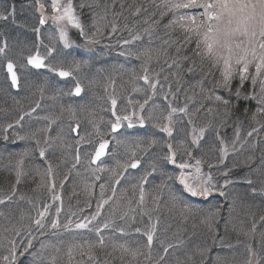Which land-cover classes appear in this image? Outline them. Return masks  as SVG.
<instances>
[{"label":"trees","instance_id":"1","mask_svg":"<svg viewBox=\"0 0 264 264\" xmlns=\"http://www.w3.org/2000/svg\"><path fill=\"white\" fill-rule=\"evenodd\" d=\"M17 1L13 0L16 16L15 27L17 29H11L9 27V30L6 32L7 42H12L16 48L22 47L23 43L27 40L26 33L33 29V23H37V15L34 16L32 9L21 10L23 4ZM74 3L85 4L82 10L78 9L84 25L85 34L89 37L100 36V39L104 40L102 43H105V45L106 41H109L107 45L108 47H112V49L111 52L108 51V54L113 56L111 54L112 52L116 51L118 54L124 52L133 61V66L129 71L116 72L117 75H112L105 68L103 71L97 72L96 67L100 65L99 62L84 61L83 63L88 70L84 80L86 84L89 83L88 85H84L86 94H88L91 87L99 90V92L97 91V93L90 95L91 99H88L87 102H85L86 98L81 100V105H77L78 107L70 105L69 107L64 103L63 93H59L57 85L55 86L56 83L44 80L42 73H32L29 79H26V83L21 81L20 90L17 93L11 89L8 83H3L4 88H0V199H5L7 195L11 194L12 186L15 183L17 161L20 159V154L24 152L28 153L27 156L23 157V170L27 175L23 177L21 184L17 186L18 190L16 195L12 196V200H6L5 204H0V257L9 255L10 245L8 241L16 240V264H50L53 256L56 257L57 264H77L82 259L84 260V264H89L86 257L80 256V249L75 246L85 245L84 250L86 251V245L88 243H94L97 240V233L91 229L97 225L102 227L103 221L108 218L110 205H104L101 216L90 224V230L77 231L74 227L78 222L90 220L91 216L95 214L96 206L99 202V185L108 184L110 173L104 172L99 180L88 178L87 170L84 168L86 161L82 158H80L82 159L80 164H76L75 168L72 167L75 163L74 157L78 144L77 140L68 133L70 129H68L67 124L72 119L68 109H76L77 119H72V124L75 125L79 122L80 135L84 137V140H82L83 143L86 141H93L94 143L97 140L100 141L101 137L98 135L96 128L91 123H88L86 112L81 111L82 108L95 112L98 118H103L102 120H98V126L100 132L104 133L103 138L108 139L107 130L109 129V121H112L113 115L106 105L108 103L107 97H110L106 93L107 89L117 99L118 109L116 113L118 115L129 114L132 111H130L131 107L133 109L138 108L134 103L129 104V100L133 102L140 101L142 103L150 95L146 85L139 78L143 75V60L137 59L134 55H129V53L139 52L144 47L149 46L152 48H164L167 49V59L171 63V59L177 56L176 47L179 44H183L182 34L179 29L172 31L165 28L164 25L168 23L171 16L167 15L161 20L160 12L163 10V6L156 4L157 2H154V0H109L108 2L105 0H74ZM157 5H161V7H157ZM138 8L140 9L139 15H143L142 20L137 14L136 10ZM5 14L7 13L5 12ZM144 14H148L149 17H146L147 15ZM107 15H110L117 21L116 27L120 30H116L113 33V38H109V40L107 39L109 34H106L108 29L105 27L106 23L104 21L105 19H103ZM94 19L103 29L102 34H94L95 29L92 27ZM157 20L160 23L154 24L153 22ZM140 21H143V23ZM106 22L110 23L111 21L107 20ZM141 25L146 26L148 29L151 28V31L154 30L135 46H127L124 43L122 45L125 36L121 34L126 30H133ZM111 40L115 41L114 45L111 44ZM165 40L169 41L171 47L164 44ZM173 41H176V43H172ZM185 48L187 51H182L181 55H192L194 44L191 46L185 45ZM164 59L165 57H162L159 63L153 62L148 66L150 78H155L156 73L160 74V85L157 86L156 96H154L153 100H149L148 105L145 106V114L151 110L157 116L166 115L167 105L169 103L177 108H179L180 103L187 105L189 112H194L199 108V112L193 117L197 128L207 124H211V127L205 133L199 148H193L192 155L197 158H202L205 161L203 165L210 170L218 186L222 185L226 179V177L221 175L226 168L231 169L227 178H230L233 183L224 189L226 192V196L224 197L215 193L218 197L211 198L207 202L197 203V201H191V198L182 192V188L175 182L174 178L172 180L168 179V175L175 177V172L169 168V162L163 159L167 153V148L162 146L165 141L173 143L174 149H178L180 141H183L186 145H191V126L187 124L186 117L183 115L174 117L177 123L172 137H168L166 133L153 127L151 122L146 121V128L144 129L146 130L148 127L152 131H157L159 134L157 140L161 144L150 149L149 151L151 153L148 152L146 155L137 152L141 164H144L146 167L144 170H141L139 179L124 177L120 185L116 187L115 185L112 186L116 188V199L120 197L124 190H127L128 197L134 199L133 207H135V201L138 200V189L134 190L132 186H139L141 177L145 172L150 171L149 165L155 163L157 171L152 172L151 175L146 177L147 183L143 184V188L146 193V206L149 209L153 208L151 197L156 194L162 196L160 201L161 206L159 210L150 213L151 220H149L148 216L143 215L140 209H137L134 213H130V217L135 216L134 221L130 217L121 220L119 215H117L114 227L104 230L102 233L106 237V242L110 240L112 243H127L131 247H140L141 250L146 251V236L143 233L158 219L159 224L152 245L153 259L152 261H145L141 257L140 264H154L158 258V254H163V246H167L168 244H172L173 247L169 248L168 255L160 264H201V260L204 261V264H214L217 255L226 257L229 264H235L234 262L237 264H245L246 259H248L247 249V254H244L242 259L236 260L232 259V256L227 254V251L233 249L237 251L240 247L247 248L249 243L257 253V258L264 257V249L261 248L259 236V233L264 231V222L259 220V217L264 215V197L253 195L250 191L251 186L246 182L248 178H251L257 189H259L261 176L255 170L258 168L264 170V127H260V124L256 122L260 121L264 123V115L256 114V109L259 105L253 99L236 100L234 96H231L223 89H216V94L226 99H231L232 104L230 106V112L227 115L223 112V106L219 105L214 99L203 98L199 94L198 87L195 89L197 93L195 99H189L192 91H187L186 94L185 90L189 84H194L200 79L198 73L186 75L185 80L187 83L178 92L176 91L175 83L172 82V92L175 93V99H173L167 86L171 81V77H169V81L164 80V76L168 75L172 69H169L164 64ZM196 59L198 60V58ZM103 66L105 65L103 64ZM185 66H187L186 62ZM161 68L164 71H161ZM92 78L93 82L90 80ZM212 80L213 78L209 77L204 82V86L211 88ZM113 83L115 91H113ZM133 85L143 89V91L134 92L132 90ZM237 87L239 85L234 80L233 92ZM251 91L252 86L245 82L241 92L250 93ZM164 95H168V101L163 99ZM37 104H39V107H36ZM32 108H36V110L32 112ZM209 108H212L214 111L209 113L207 111ZM25 111L31 113V119H25L20 122V125L16 126V120ZM254 114L256 115V120L252 119ZM52 119H55L56 123L52 124ZM9 123L13 124L14 127L7 128ZM49 126L52 129L50 135L55 136L59 133L63 139L61 141L66 143L63 145L64 147L62 146L59 150L57 149L56 152H52L50 156L46 157L48 159L46 162L47 164L51 163L53 172L59 173L60 177L63 176L61 180L67 175L65 184L61 188L64 199L63 211L59 216L61 224L56 230L51 228L50 221L46 225L44 224V228H40L34 223V220L39 218V213L45 207L49 190L47 187H38L41 183V174L45 173L47 164L44 163L42 158L40 159L37 154V149L31 145H36V140L39 139L41 141L40 145L46 147L43 141L47 134L42 129ZM16 127L19 128L16 129ZM254 128L258 129V131H254L252 136H248L247 133ZM237 129L239 130L240 140L236 143V149L231 151L225 162L221 164V143L217 138V133L228 144L229 148H232V141L235 139ZM139 130L132 132L133 137L136 136ZM33 134H35V137H33ZM140 134L133 138V140L137 139ZM18 135L24 136L25 139H18ZM5 136H7V139H5ZM61 141L59 140L55 143L60 144ZM134 144L131 143L128 147H134ZM241 144H243V147H240ZM51 149L55 151V145ZM92 151L93 148L89 154H92ZM88 152L89 150H87ZM84 154L82 152L80 153V155ZM249 157H251L250 160ZM186 158L188 156L182 150H177V160L181 162L185 161ZM62 164L66 165V167L57 171V167ZM209 164L214 165V167L209 168ZM69 170L71 171L69 172ZM45 182L47 183V181ZM85 183L95 185L91 196L85 194L83 191ZM162 183L166 184L167 187L163 189L159 188V185ZM169 190L181 196L185 202L198 206L199 211L194 218L189 217L187 222H185L181 216L180 208H177L171 213L167 211L165 205L169 200ZM108 195H110V192H106V198ZM21 196L24 198L20 199ZM121 203H124V201H121ZM217 206L220 208V215L215 222L218 237L217 242L213 244L207 229L203 225H200L199 221L201 218L206 217L209 212L214 211ZM49 214L54 215V210ZM229 219L238 227L242 225L246 230L251 227L255 220L257 223L256 236L251 240L242 235L238 236L236 232L232 231V224L228 225L226 232L225 224ZM68 221H71V224L68 228H65L64 225ZM194 223L197 225L196 227H193ZM118 227L125 228L126 234L122 235L116 231L115 228ZM136 228H140L141 232L137 233L135 231ZM16 230H19V235L16 234ZM221 237L223 238V244L219 242ZM164 239L166 241H163ZM28 240H31L32 247L27 252H23ZM161 242H163V245ZM164 242L166 243L164 244ZM42 244L48 245L49 247L42 249ZM229 244L232 245L231 248L227 247ZM52 246L59 248L60 251L57 253ZM206 247L211 250L202 257L200 250ZM69 248H73L74 259L71 262H69L67 256ZM107 250L110 251L111 249L108 248ZM178 250L183 251V253L175 255L174 253ZM97 254L101 260L106 258L104 251L100 249H97ZM107 259H109L110 264H120L118 260H112L110 257H107Z\"/></svg>","mask_w":264,"mask_h":264},{"label":"snow or ice","instance_id":"2","mask_svg":"<svg viewBox=\"0 0 264 264\" xmlns=\"http://www.w3.org/2000/svg\"><path fill=\"white\" fill-rule=\"evenodd\" d=\"M161 5L163 10L160 12V19L162 20L165 16L171 14V18L165 28L172 31H179L182 34L183 44H179L176 47L177 56L171 59V63L168 62L167 49L164 48H152L144 47L142 50L136 53H129V55H134L137 59H142L143 64V75L139 78L143 80L144 84L148 85L151 89L152 96H155L157 93V86L160 85L159 73H156L155 78H150L149 76V65L153 62L159 63L162 57H165L164 64L167 65L169 69H172L168 75L164 76L165 81H171L168 83V91L175 99V93L172 92V82L176 85V91H180L181 88L187 83L185 80L186 75L199 74L200 79L197 80L194 84H189L188 88L185 90L192 91V95L189 99L194 100L197 93L195 89L199 88V94L202 95L205 99H214L219 105L223 106V112L227 115L230 112V106L232 104L231 99H226L221 95L216 94V89H223L228 92L231 96H234L236 100L244 99H253L256 100L259 107L256 109V114L264 115V0H161ZM157 5V7H161ZM50 7L52 9V21L59 27V38L63 41L64 47H71V41L69 39L68 28H74L78 30L81 35L85 34L84 25L82 23L78 9H83L85 7L84 3L75 4L74 0H51ZM39 9L41 12V17L39 23L41 25L47 22V17H45V5L43 3L39 4ZM188 10V11H181ZM140 9H137V14H139ZM14 16V10L12 13L5 15L0 14V20L7 22L9 16ZM154 24H159L160 21H154ZM92 27L95 29L94 34H102L103 29L99 26L96 20H93ZM117 30L115 24H113L111 31L115 33ZM36 32H39V29H35ZM146 32H149V29H145ZM151 33L149 32V35ZM140 35H134L132 40H125V44L133 43L134 41L141 40ZM150 43V42H149ZM172 43H176L173 41ZM165 45L171 47V44L168 40L164 41ZM194 44L192 49V55H181V52H186L187 49L185 45L191 46ZM8 42L3 40L0 43V56L4 57V71L10 79L11 85L17 89L20 87V78L18 76V65L13 62L12 59L7 57ZM56 52L55 48L48 50V55L52 56ZM195 57V58H194ZM198 58V60L196 59ZM185 62L187 66H185ZM26 64L31 65L36 69L48 67L50 71L57 73L60 77H69L72 75L71 71L65 70L64 68L54 67L52 65L45 64V58L40 56L39 52L35 55H29L26 57ZM23 67V66H21ZM80 67L79 63L74 64V68L78 70ZM161 71H164L161 68ZM209 77H212V86L211 88H206L204 82L208 80ZM238 80L239 87L233 92V81ZM246 81H250L252 86V91L250 93H242L241 89ZM258 86V91H257ZM132 90L134 92L143 91V89L133 85ZM113 91H115L113 83ZM83 92V88L80 83L77 81L74 92L71 93L75 96H80ZM111 102L112 115L115 118L114 121H109L110 132L116 133L124 125L122 122L126 121V126L128 128H133L138 124L140 127H144L146 121L151 122L152 126L158 128L160 131L167 134L168 137L173 136L175 131V125L177 120L174 117L177 114H182L183 116L188 117L187 124L191 126V145H186L183 141L179 142L178 149H174L173 143L163 142L162 146L167 148V153L164 155L163 159L171 164L175 165L180 171L179 174L173 177L168 175V179L172 180L175 178L178 180L179 184L182 185V192L190 195L191 197H203L208 198L214 193L218 194L221 197L226 196V189L229 184L233 183L229 176L230 168H226L221 175L226 177L222 185H217L213 182V177L211 172L205 174L202 170V165L205 161L202 158H197L192 155L193 148H199L200 141L204 138L205 133L211 127V124L197 128L194 123L193 117L196 116V113L199 112L197 108L194 112H189L187 105L184 107H173L171 103L167 105V114L162 116H157L153 111H148L145 114V106L148 105L151 97H147L141 103L140 101L133 102L129 100V104H135L138 106V111L134 108L127 115H117L116 105L117 99L115 96L109 97ZM163 99L168 101V95H164ZM39 107V104L36 105ZM158 107V106H154ZM36 108H32L31 111L34 112ZM73 120L77 119V112L74 108L68 109ZM81 111L86 112V119L88 123H91L94 128H96L98 135L101 137L98 147L95 149L94 154L90 157L89 164H95L101 160V157L107 154V149L109 147L110 141L104 139V133L100 132L98 126V120H102V117H97V114L93 111H88L86 108H82ZM209 113H212L214 110L209 108L207 110ZM247 111V109H245ZM31 115L30 112L25 111L20 115L19 119L16 120L15 124L20 125V122L24 120L25 116ZM133 117H135V123L133 122ZM48 119V118H46ZM253 120H256V115L252 117ZM260 124V127H264V123L256 121ZM51 123H56L55 119L51 120ZM14 125L9 123L7 128H13ZM80 125L77 122L72 130L77 132ZM7 131V129H5ZM42 131L47 134L43 143L46 147H40L39 156L45 158L48 148L53 147L56 141L62 140V137L57 133L55 136L50 135L52 129L51 127H46ZM254 131L258 129H253L248 132V136H252ZM35 137V134H33ZM18 139H25L24 136H17ZM217 138L220 140L221 148L220 152L222 153L220 158V163L223 164L229 155V146L224 142L222 138L219 137L217 133ZM7 139V136H5ZM115 139V137H113ZM84 140V137H80L77 140V144L80 141ZM240 140L239 130L237 129L235 134V139L232 141V149H236V143ZM246 143V141H245ZM36 144L40 145L41 141L36 140ZM161 144L155 138L149 137L147 139L141 138L138 140L134 147H126V152L130 153L128 159L121 162L117 160L115 168L107 167H96L91 169L94 174V179L99 180L100 176L96 173L109 172L108 184L99 185V202L96 206L95 214L91 216L90 220L86 222H78L75 224L77 229H88L89 224L93 221H96L102 214L104 205H110L108 218L103 221L101 226H94L91 230L97 233V240L94 243H88L86 245H77L76 248L80 249V256L86 257L89 264H110L107 257L112 258V260H118L120 264H140V258L143 257L145 261H152V245L154 238L156 237L157 227L159 220L157 219L154 223L151 224L150 228L144 231L143 235L146 236V251L141 250L140 247H131L127 243H112L110 240L106 242V237L102 234L104 230L110 229L115 225V219L117 215L121 220H125L130 217V213L136 212L137 209H140L143 215L148 216L149 220L152 219L150 213L160 209V201L162 196L156 194L151 197L153 208L149 209L146 206V193L143 188V184L147 183L146 177L151 175L152 172L157 171V166L155 163L149 165L150 171L145 173L144 177H141L140 185H133V189H138V200L135 201V207H133L134 199L128 197L127 190H124L120 197L116 199V188L112 185H120L122 179H124V173L127 172L129 168L136 169L140 166V158L137 156V152H140L146 155L150 149ZM117 150L121 146H124V141L116 139ZM243 147V144L240 145ZM177 150H182L189 159L194 160V164H190L187 161L177 162ZM28 153L24 152L20 154V159L17 161V167L15 172V183L12 186L11 194L7 195L5 199H0V204H5L6 200L11 201L12 196L16 195L17 186L21 184L23 177L27 175L23 170V157L27 156ZM113 156H116L117 153H112ZM75 163L72 165L73 168L76 167V164L80 163L79 149H76L75 154ZM251 157H249V160ZM209 168L214 167V165L209 164ZM235 167V165H233ZM38 171V169H37ZM71 170H69L70 172ZM255 171L260 173V187H257L254 184V181L251 178L246 180L247 184L250 187V191L253 195H260L264 197V170L256 169ZM53 167L51 163L47 164L45 173L41 174V183L38 187H47L50 192L54 193L57 185L53 179L50 184L46 183L44 176H52ZM166 174V173H165ZM79 175V173H77ZM167 175V174H166ZM64 179H67L65 175ZM60 187L63 188V180L60 183ZM95 185L85 183L83 186V191L85 194L91 196L93 194V189ZM167 187L166 184L162 183L159 185V188L163 189ZM106 192H110V195L106 198ZM169 200L166 203V208L168 212H174L177 208H180L181 216L185 222L189 217H195L196 213L199 211L198 206L194 204L187 203L183 200L181 196L173 193L169 190ZM24 197L21 196L20 199ZM53 200H60V196L53 194ZM124 201V203H121ZM111 202V203H110ZM48 209L45 208L43 212L39 213V218L34 220L35 225L40 228L44 227L42 220L44 219ZM61 209L57 208V217L59 216ZM220 215V208L217 206L214 211L209 212V214L201 218L199 223L203 225L208 233L211 236L212 243L217 242L218 230L215 227V222L217 221ZM254 215V214H253ZM133 221L135 216L130 217ZM261 222H264V215L259 217ZM71 224V221H68L64 225L65 228H68ZM232 224V231L236 232L238 236L242 235L247 237L249 240L253 239L257 233V223L253 221L249 229H245L242 225L237 226L232 223L229 219L225 224V231L228 230V225ZM197 225L194 223L193 227ZM60 227L59 219H56L51 223V228L57 229ZM120 234H126L125 228L118 227L115 228ZM137 233L141 232L140 228H136ZM16 234L19 235V230H16ZM30 235V234H29ZM260 236V245L264 249V231L259 233ZM34 239V237H33ZM219 242L223 244V238L221 237ZM239 242V241H238ZM10 245L9 255L0 257V264H16L17 261V242L16 240H9ZM163 245V242H161ZM32 247L31 240H28L26 247H24L23 252H27L29 248ZM48 245H41V248H47ZM55 248V246H52ZM172 244L163 246V254H158V258L155 260L154 264H160L161 261L165 260V257L168 255L169 248H172ZM231 248L232 245H227ZM111 250L108 251L107 249ZM97 249L104 251L105 259L101 260L100 256L97 254ZM211 249L204 248L200 250V255L205 256ZM55 251L58 253L59 248H55ZM248 259H246L245 264H262L264 262V257L257 258V253L253 250L252 245L249 243L247 245ZM69 262L74 259L73 248H69L67 252ZM50 264H57V259L55 256L52 257ZM77 264H84V260H80ZM201 264H204V261L201 260ZM214 264H229L228 260L224 256L217 255Z\"/></svg>","mask_w":264,"mask_h":264},{"label":"rangeland","instance_id":"3","mask_svg":"<svg viewBox=\"0 0 264 264\" xmlns=\"http://www.w3.org/2000/svg\"><path fill=\"white\" fill-rule=\"evenodd\" d=\"M105 1L108 2L109 0H105ZM17 2H20L23 4L22 5L23 8L21 10H26L29 8V9H32L34 16L37 15V17H36L37 23H33V26H32L33 29H31L30 31H28L26 33V39L27 40L25 41V43H23L22 47L16 48L14 46V44H12V42H8V48L6 50L7 57L9 59H12L13 62L18 65V76L20 78V83H21V81H24L26 83L27 80L29 79V76H31L32 73L33 74L42 73L44 80L56 83L55 86L57 85V88L59 89V93H63L62 95H63L64 103H66L68 106L70 105V106L78 107L81 105V100L86 98L85 102H87L88 99H91L90 95L97 93V91L99 92V90H96L93 87H91L88 94H86V90L84 87V85L86 83H85L84 79L86 78L85 76H86V73L88 70H87L86 65H84V63H83L84 61L85 62L97 61L100 64L99 66L96 67L97 72L103 71L105 68L110 73H112V75H117L116 72L120 73L123 71H129L132 68L133 61L130 60L129 57L124 54V52L122 54H118V53H116V51L112 52L111 54H113V56H110V54H108L109 52H111V49H112V47H108V45H107V42H109V41H106V45H105V43H102V41H104V40L100 39V36L89 37V36H87V34L81 35V33L78 30L71 28V27L68 28V34H69V39L71 41V47H67V48L64 47L63 41L60 40V38H59V27L51 19V16L53 14L52 9L50 7L51 0H22V1L18 0ZM154 2H157L156 4H161V0H154ZM40 3H43L45 5L44 15H45V17H47V22L43 25H41L39 23V20L41 17V12L39 9ZM13 10H14V16L10 15L9 20L7 22L0 20V43H2L3 40H7L6 32H7V30H9V27H11V29H17L15 27V22H16L15 17L16 16H15V5L13 3V0H0V14H5V12H6L7 14H5V15H8V14L12 13ZM181 11H188V10H181ZM148 14H144V15H147L146 17H149ZM169 15L171 16V14H169ZM109 16L107 15V16L103 17V19H105L104 21L106 23V25L105 24L104 25L108 29V31L106 33V34H109V37L107 38L108 40H109V38H113V32L111 31L113 24H115V26L117 25L116 24L117 21L114 18H112L111 16H110L111 17L110 18ZM138 16L141 18V20L143 19V15L138 14ZM106 17H107V20L111 21L110 23L106 22L107 21ZM140 22L143 23V21H140ZM37 28L39 29V32L35 31V29H37ZM145 29H148V28L146 26L141 25L140 27H136L133 30H129V31L126 30L125 32H123L121 34L122 36H125L123 41H125V40L131 41L133 36L138 34L142 37V39L134 41L133 43L127 44V46L137 45V43L139 41H143V38L146 37V35H149V32H152L154 30L153 29L151 31L150 30L151 28H150L149 32H146ZM117 30H118V28H117ZM118 31H120V30H118ZM123 43L124 42H122V45H123ZM111 44L114 45L115 41L111 40ZM51 48H55L56 52L52 56H49L48 50ZM37 52H39L40 56L45 58V64L46 65L50 64V65L57 67V68L62 67L65 70L71 71L72 75L65 78V79H62L58 76L57 73L50 71L48 67H44L43 70H36V69L29 67L26 64V57L29 55H35ZM110 58H112V59H110ZM77 62L80 65L78 70H76L74 68V64ZM107 63H109V64H107ZM103 64L105 66L107 65V67L103 66ZM3 65H4V57L0 56V88H4L3 83H8L11 87V84L9 83V78L4 71ZM21 66H23V67H21ZM90 69H91V67H90ZM90 80L93 82V78ZM77 81L80 83V85L83 88V92L81 93L80 96H75V95L71 94L74 92ZM236 81H237V84L239 85L238 80H236ZM246 82L251 86L250 81H246ZM142 83H144L143 80H142ZM88 84L89 83H87L86 85H88ZM144 85H146V84H144ZM146 87L148 89V92L150 93L149 97H151V99H150V101H151V100H153L154 96H152V92H151V89L149 88V86L146 85ZM11 89L13 90L12 87H11ZM257 91H258V86H257ZM106 93H108V96H112L111 91L109 89H107ZM3 94H4V92H3ZM7 95H8V93H7ZM107 99H108V103L106 105H107L108 109L112 112L111 102H110L109 97H107ZM184 106L185 105H183L182 103H180V105H179V107H184ZM104 107H105V105H104ZM117 109H118V102L116 105V111H117ZM131 110H133L132 107H131L130 111ZM136 110L138 111V108H136ZM117 115H118V113H117ZM177 115H182V114H177ZM25 119H31V116L30 115L25 116L24 120ZM114 119L115 118L112 116V121H114ZM187 119H188V117H186V120ZM68 122L69 123L67 124V127H68V129H70V132L68 131V133H70V135H72L75 140L80 139L81 135H80L79 129H78V134H77V132H74L72 130V128L74 126L72 124V119ZM133 122L135 123V117H133ZM122 124L124 126L121 127L120 130L116 133L110 132V125H109V129L107 130V135L109 137L108 140H110V142H111V146L109 147L107 156L98 164L97 167L115 168L117 160L123 162V161L128 159V156L130 155V153L126 152V147H128V145H130L131 143L132 144L136 143L141 138H143V139H147L149 137H152L155 139L159 138V134L157 131L156 132L152 131V129H148V127L146 130L144 129V128H146V124L144 127H140L138 124H136V126L133 128H128L126 126V124H127L126 121L122 122ZM17 128H19V127H16V129ZM141 129H144V130H141ZM134 130H139V132L137 131L136 136L141 133L137 137V139H135V140H133V138H135L136 136L133 137V135H132V132H134ZM79 135H80V137H79ZM113 137H115V139H113ZM116 139L124 141V146H121L119 148V150H117ZM62 141H63V139H62ZM62 141L60 142V144H57V143L54 144L55 149H56L55 151L53 149H51L52 147L50 149H47L45 158H42V160L44 161L45 164H47V162H46V160H48L46 158L47 156H50V154L52 152L53 153L56 152L57 149L59 150V148H61L63 145L66 144ZM81 142L82 141H80V143ZM99 142H100L99 140L95 141L94 143H93V141L92 142L86 141L85 143L82 142L81 144L79 143L77 145L78 146L77 148L79 149V155L81 152L83 154L85 152L84 155H80V156H83L80 158H82L83 160L85 159V161H86L84 168H86L88 178H90V179H94V174L91 171V169L96 168V167L89 164V160H90V157L94 154L95 149L98 147ZM31 146H33L35 149H37V152H38L37 154L39 155V150H40V147H42V146L37 145V144L36 145L32 144ZM86 148H88V149H86ZM92 148H93L92 154H89L90 151L92 150ZM87 150H89L88 153H87ZM231 151H233V149L229 148V153ZM114 152L117 153L116 156L112 155V153H114ZM149 153H151V152L149 151ZM40 159H41V157H40ZM82 159H80V163L82 162L81 161ZM186 160L190 164L195 163L194 160H191L189 158H186L185 161ZM177 162H180V161L177 160ZM65 167H66V165L62 164V165L57 167V171H60V170L64 169ZM140 168H142V169H140ZM145 168L146 167L144 166V164H141V162H140V166L136 170L129 168L127 170V172L124 173L123 175L126 178L131 177V179H134V178L139 179L140 175H141V170H144ZM169 168L174 170L175 176L179 174L180 170L175 165L171 164L170 162H169ZM202 170L205 174L210 172V170H208V168L205 165H202ZM67 173H68V171H67ZM145 173H144V175H145ZM103 174H104V172L96 173V175H99V176H101ZM61 178H63V176L60 177L59 173H54V172H53L52 176H45L44 177V180L47 181L48 184H50L53 179L55 180L56 185L59 183L57 185L56 189L54 190V193L49 191L48 198H47V201H46L45 207H44V209L47 208L48 211H47L44 219L42 220V223L45 225L49 221L51 224L56 219L60 220L59 216L62 214L63 206H64V199L62 197L60 183L63 180V185L65 184V179L61 180ZM175 182H177V184H179L178 180H176V179H175ZM213 182L217 183V181L214 177H213ZM116 186H118V185H115V187ZM180 187L182 188V185H180ZM53 194L60 196L61 199L60 200H53L52 199ZM186 195L191 198V201H193V202L197 201V203L207 202L211 198L218 197L215 193L208 198L191 197L188 194H186ZM57 208L61 209L58 217L56 214ZM44 209H42V212L44 211ZM52 210H54V215L49 214ZM82 222H86V221H82ZM59 223H60V221H59ZM74 229H76L77 231L78 230L79 231L80 230H90V224H89L88 229H77L75 227H74ZM163 241H166V239H164ZM165 243L166 242H164V244ZM246 249L247 248H245V247H240L237 249V251L235 249L227 251V254L232 256V259H234V260L242 259V256L244 254H247ZM182 253H183V251L181 252L180 250H178L174 254L179 255ZM234 263L237 264L236 262H234Z\"/></svg>","mask_w":264,"mask_h":264},{"label":"water","instance_id":"4","mask_svg":"<svg viewBox=\"0 0 264 264\" xmlns=\"http://www.w3.org/2000/svg\"><path fill=\"white\" fill-rule=\"evenodd\" d=\"M29 67H31V68H33V69H36V68H34V67H32L31 65H28ZM44 68H40V69H36V70H43ZM60 77V76H59ZM60 78H62V79H65V78H67V77H60ZM9 83L11 84V82H10V79H9ZM11 87L13 88V90L15 91V92H18L19 91V89H20V87H19V89H17V88H15V87H13L12 85H11ZM110 141V140H109ZM111 146V142H110V144H109V147ZM109 147H108V149H107V154H108V150H109ZM107 154L105 155V156H103V157H101V160L100 161H98V162H96L95 164H91L92 166H94V167H97L98 166V164L107 156ZM137 169V168H136ZM136 169H133V170H136Z\"/></svg>","mask_w":264,"mask_h":264}]
</instances>
